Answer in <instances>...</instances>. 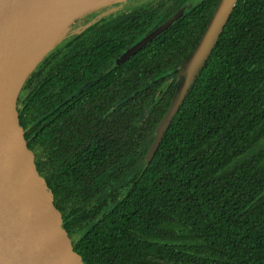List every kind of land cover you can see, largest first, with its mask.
Instances as JSON below:
<instances>
[{
	"label": "trees",
	"instance_id": "obj_1",
	"mask_svg": "<svg viewBox=\"0 0 264 264\" xmlns=\"http://www.w3.org/2000/svg\"><path fill=\"white\" fill-rule=\"evenodd\" d=\"M218 1L121 63L185 0L89 11L22 83L24 137L84 264H264V0H237L148 157Z\"/></svg>",
	"mask_w": 264,
	"mask_h": 264
},
{
	"label": "water",
	"instance_id": "obj_2",
	"mask_svg": "<svg viewBox=\"0 0 264 264\" xmlns=\"http://www.w3.org/2000/svg\"><path fill=\"white\" fill-rule=\"evenodd\" d=\"M53 0H0V264H84L81 255L62 225V215L53 195L36 168L21 126L17 98L22 83L35 64L61 39L71 23L83 14L119 0H107L74 15L63 31L27 66L22 46L32 23ZM237 0H219L206 28L179 65V86L166 114L156 128L148 157L156 149L164 131L199 68L215 44ZM177 11L154 30L123 52L121 63L178 19Z\"/></svg>",
	"mask_w": 264,
	"mask_h": 264
},
{
	"label": "bare ground",
	"instance_id": "obj_3",
	"mask_svg": "<svg viewBox=\"0 0 264 264\" xmlns=\"http://www.w3.org/2000/svg\"><path fill=\"white\" fill-rule=\"evenodd\" d=\"M105 2L107 0H53L28 30L21 49L24 65L27 66L63 31L70 18Z\"/></svg>",
	"mask_w": 264,
	"mask_h": 264
},
{
	"label": "flooded vegetation",
	"instance_id": "obj_4",
	"mask_svg": "<svg viewBox=\"0 0 264 264\" xmlns=\"http://www.w3.org/2000/svg\"><path fill=\"white\" fill-rule=\"evenodd\" d=\"M135 1V0H134ZM139 2H143L144 3V1H142V0H138ZM191 1L192 0H186V2H184L182 5H180L178 8H176L173 12H171L170 13V16H172L173 14H175L177 11H179V10H182V14L181 15H183V13L186 11V9L188 8V7H190V6H192V3H191ZM122 5H124V4H122ZM122 5L120 6V7H117V8H115L113 11H115V10H117V9H120L121 7H122ZM135 8H137V3H134V4H132V6L129 8V10H128V13H129V15L130 14H132L133 12H134V9ZM110 12H112V11H110ZM110 12H108V13H110ZM105 14H107V13H100L99 15L100 16H103V15H105ZM169 16V17H170ZM169 17H167V18H165V19H162L161 18V14H157V17L155 18V20L151 23V25L149 26V28H148V30L143 34V35H141L140 37H139V39H137L134 43H132L129 47H131L132 45H134L137 41H139L142 37H144L145 35H147L149 32H151L152 30H154L156 27H158L161 23H163L165 20H167ZM162 19V20H161ZM128 47V48H129ZM128 48H126L125 50H127ZM125 52V51H124ZM121 55V54H120ZM119 55V56H120ZM118 56V57H119ZM117 57V58H118ZM117 58L115 59V61L117 60ZM70 98V96H67L66 97V100H68Z\"/></svg>",
	"mask_w": 264,
	"mask_h": 264
},
{
	"label": "rangeland",
	"instance_id": "obj_5",
	"mask_svg": "<svg viewBox=\"0 0 264 264\" xmlns=\"http://www.w3.org/2000/svg\"><path fill=\"white\" fill-rule=\"evenodd\" d=\"M127 1H130V0H119V1L110 2V3H107L105 5L98 7L96 9L100 10L101 14L102 13H108L110 11H113L115 8L120 7L122 4L127 3ZM142 1L145 2L146 0H142ZM198 1H200V0H192L191 3L193 5L194 3L198 2ZM185 2H186V0H185ZM177 76H178V73H177ZM174 82H176V80H174Z\"/></svg>",
	"mask_w": 264,
	"mask_h": 264
}]
</instances>
